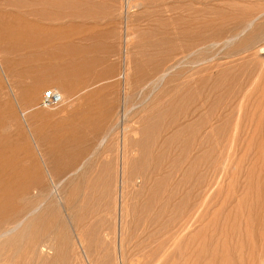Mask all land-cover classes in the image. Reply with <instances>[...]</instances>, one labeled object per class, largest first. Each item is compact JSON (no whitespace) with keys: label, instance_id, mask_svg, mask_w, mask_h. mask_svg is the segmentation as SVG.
<instances>
[{"label":"rangeland","instance_id":"1","mask_svg":"<svg viewBox=\"0 0 264 264\" xmlns=\"http://www.w3.org/2000/svg\"><path fill=\"white\" fill-rule=\"evenodd\" d=\"M0 194V264H257L264 0H0Z\"/></svg>","mask_w":264,"mask_h":264},{"label":"bare ground","instance_id":"2","mask_svg":"<svg viewBox=\"0 0 264 264\" xmlns=\"http://www.w3.org/2000/svg\"><path fill=\"white\" fill-rule=\"evenodd\" d=\"M261 15H262V14H261ZM259 16H260V15H259ZM251 17H252V16H251ZM249 18H250V17H249ZM246 19H248V17H247ZM251 20H252V19H251ZM253 21H254V20H253ZM239 22H241V21H239ZM250 23H252V21H251ZM250 23H247V24L250 25ZM260 23H261V22H260ZM245 24H246V23H245ZM256 25H257V24H256ZM256 25H255L254 27H257V26H258V25H257V26H256ZM250 26H251V25H250ZM247 27H248V26H247ZM247 27H246V29H247ZM242 31H243V30H242ZM242 31H241V33H242ZM244 31H245V30H244ZM225 45H226V44H225ZM257 46H258V45H257ZM260 49H261V48H260ZM255 58H256V57H255ZM258 59H259V58H258ZM163 75H164V73H163ZM163 78H164V77H163ZM12 115H13V114H12ZM139 141H140V140H139ZM140 142H142V141H140ZM140 142H139V144H140ZM143 142H145V141H143ZM136 144H137V143H136ZM140 146H142V145H140ZM143 146H144V145H143ZM2 154H3V153H2ZM152 156H153V155H152ZM150 157H151V156H150ZM146 161L148 162L149 160L147 159ZM140 162H142V161H140ZM134 165H135V164H134ZM4 166H5V165H4ZM141 166H142V164H141ZM138 167H139V166H138ZM142 167H143V166H142ZM20 168H21V167H20ZM3 169H4V168H3ZM14 169H15V168H14ZM19 170H21V169H19ZM20 172H21V171H20ZM7 173H8V171H7ZM24 173H25V172H24ZM11 174H12V173H11ZM18 174H19V173H18ZM25 174H26V173H25ZM35 174H36V173H35ZM249 174H250V173H249ZM251 174H253V173H251ZM251 174H250V175H251ZM250 175H249V176H250ZM252 176H253V175H252ZM4 177H5V176H4ZM26 177L29 178V176H26V175H25V178H26ZM33 177H34V175H33ZM2 179H3V177H2ZM7 179H9V178H7ZM10 179H11V178H10ZM24 180H26V179H24ZM31 180H32V179H31ZM26 181H27V180H26ZM28 181H29V180H28ZM40 181H41V180H40ZM24 182H25V181H24ZM24 182H23V183H24ZM249 183H250V181H249ZM249 183H248V187H246L247 189L250 187V184H249ZM253 185L255 186L254 183H253ZM254 186H253V187H254ZM256 187H257V186H256ZM256 187H255V188H256ZM246 188H245V189H246ZM258 188H259V187H258ZM78 189H79V188H78ZM250 189L253 191L252 187H251ZM251 190H250V191H251ZM256 190H257V189H256ZM252 191H251V192H252ZM24 192H25V191H24ZM26 192H27V191H26ZM251 192H249V193H251ZM257 192H258V191H257ZM1 193H2V192H1ZM4 193H5V192H4ZM252 194H253V193H252ZM256 194H257V193H256ZM0 195H1V194H0ZM16 195H17V194H16ZM74 195H75V193H74ZM257 195H258V194H257ZM257 195H255V196L257 197ZM4 198H5V197H4ZM9 200H10V199H9ZM9 200H6V201L8 202ZM254 200H255V198H254ZM0 201H2V200H0ZM118 201H119V200H118ZM0 203H1V202H0ZM118 203H119V202H118ZM255 203H256V202H255ZM3 204H4V203H3ZM181 205H182V204H181ZM34 207L37 208V206H34ZM39 207H40V206H39ZM0 208H1V207H0ZM12 209H13V208H12ZM12 209H11V210H12ZM1 210H2V209H1ZM1 210H0V211H1ZM30 211H31V209H30ZM29 213H30V212H29ZM23 216H24V215H23ZM16 217H17V215H16ZM22 218L24 219V217H22ZM250 218H251V217H250ZM20 220H21V219H20ZM251 220H253V218H251ZM260 221H261V220H260ZM18 222H19V221H18ZM249 222H250V220H249ZM262 222H263V221H262ZM250 223H251V222H250ZM252 223H253V222H252ZM260 223H261V222H260ZM260 223H259V224H260ZM16 224H17V223H16ZM20 224H21V223H20ZM261 224H262V223H261ZM17 225H18V224H17ZM257 225H258V224H257ZM250 226H251V225H250ZM254 226L256 227V225H254ZM11 228H12V230H14L13 227H11ZM8 229H9V228H8ZM250 232H251V231H250ZM239 233H240V232H239ZM262 233H264V230L262 231ZM7 234H8V233H7ZM251 234H252V233H251ZM251 234H250V235H251ZM251 237H253V236L251 235ZM250 239L252 240L253 238H250ZM262 239H263V237H262ZM262 239H261V241H263ZM238 240H239V239H238ZM254 241H255V240H252L251 242H254ZM236 242H237V241H236ZM239 243H242V242H238V245H239ZM254 243H255V242H254ZM45 245H46V244L44 243V246H45ZM52 245H53V244H52ZM52 245H51L50 248H52ZM40 246H41V244H40ZM44 246H43V247H44ZM236 246H237V245H236ZM260 246L262 247V244H261ZM34 247H35V246H34ZM45 247H46V246H45ZM253 247H254V246H253ZM253 247H251V248H253ZM40 248H41V247H40ZM40 248H39V249H40ZM50 248H49V249H50ZM236 248H237V247H236ZM251 248H250V251H251ZM263 248H264V247H263ZM238 249H239V247H238ZM260 249H261V248H260ZM241 250H242V246H241L239 252H242ZM252 250H253V249H252ZM41 251H42V248H41ZM250 251H249V252H250ZM258 251H259V250H257V252H258ZM43 252H44V251H43ZM257 252H255V254H256ZM259 252H260V251H259ZM236 253H237V251L235 252V254H236ZM251 253H252V252H251ZM31 254H32V253H31ZM35 254H36V253H35ZM41 254H42V253H41ZM240 254H241V253H240ZM252 254H253V253H252ZM252 254H251V255H252ZM257 254H258V253H257ZM242 255H243V254H242ZM242 255H241V256H242ZM39 256H40V254H39ZM238 256H239V255H238ZM238 256H236V257H238ZM254 256H255V255H254ZM236 257H235V258H236ZM252 257H253V255H252ZM239 258H240V256H239L237 259H239ZM254 258H255V257H254ZM248 259H250V258L247 257V260H248ZM257 259H258V257H257ZM44 260H45V259H44ZM239 260H241V259H239ZM252 260H253V259H252ZM45 261H46V260H45ZM58 261H59V260H58ZM63 261H64V260H63ZM237 261H238V260H237ZM249 261L251 262V260H249ZM249 261H247V262H249ZM254 261H255V259H254ZM257 262H258L257 264H264V253L260 256V259H258ZM255 263H256V262H255ZM233 264H235V263H233ZM241 264H242V263H241Z\"/></svg>","mask_w":264,"mask_h":264},{"label":"built area","instance_id":"3","mask_svg":"<svg viewBox=\"0 0 264 264\" xmlns=\"http://www.w3.org/2000/svg\"><path fill=\"white\" fill-rule=\"evenodd\" d=\"M62 102L63 98L61 93L54 88H49L44 91L40 106L46 108H57L62 104Z\"/></svg>","mask_w":264,"mask_h":264},{"label":"crops","instance_id":"4","mask_svg":"<svg viewBox=\"0 0 264 264\" xmlns=\"http://www.w3.org/2000/svg\"><path fill=\"white\" fill-rule=\"evenodd\" d=\"M105 149H106V148H105ZM107 149H108V147H107ZM102 151H103V154H104V153H105V152H104V148L102 149ZM130 163H131V164H134V160H130Z\"/></svg>","mask_w":264,"mask_h":264}]
</instances>
